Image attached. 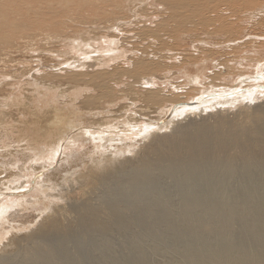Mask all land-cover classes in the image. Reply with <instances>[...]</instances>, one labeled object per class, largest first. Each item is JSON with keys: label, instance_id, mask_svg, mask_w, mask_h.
Returning <instances> with one entry per match:
<instances>
[{"label": "bare ground", "instance_id": "1", "mask_svg": "<svg viewBox=\"0 0 264 264\" xmlns=\"http://www.w3.org/2000/svg\"><path fill=\"white\" fill-rule=\"evenodd\" d=\"M93 8L1 47L0 264H264V0Z\"/></svg>", "mask_w": 264, "mask_h": 264}, {"label": "rangeland", "instance_id": "2", "mask_svg": "<svg viewBox=\"0 0 264 264\" xmlns=\"http://www.w3.org/2000/svg\"><path fill=\"white\" fill-rule=\"evenodd\" d=\"M52 1V0H49ZM103 0H101L102 2ZM2 3L1 8V18H0V38L1 36L5 37V40L0 39V50L3 46L9 51L12 50H20L21 52L28 51L29 49H37L33 52V56L35 59L41 58L42 60H46L47 62L51 61L53 58L47 51H53L57 43L55 42L53 45L51 41H45L41 35L44 34L46 36L50 35H65L70 37L71 33L77 34V30L79 29V25L75 24V22H84L82 20L83 17L81 15L87 14V10L90 14H92L93 7L99 4V0H56L53 2H48L47 0H0V5ZM121 5L123 12L126 14L127 9L124 7L127 5V2ZM3 7V11H2ZM92 11H91V10ZM160 9V7H159ZM90 10V11H89ZM88 13V14H89ZM89 14V15H90ZM88 16V15H87ZM11 24H15V27H12ZM51 25L48 31H44L46 25ZM65 28V29H63ZM92 27L90 26V30ZM63 36V37H65ZM60 37V36H59ZM29 38V39H25ZM29 40V41H27ZM28 42V46H27ZM69 42H66L67 44ZM56 54L53 56L55 57ZM57 60V59H55ZM60 60V59H59ZM58 62V61H56ZM37 63V62H33ZM34 66V65H33ZM2 72L5 73V79L0 82L2 86L5 88V84L8 82L14 83L18 78H21L20 75L13 78L11 74L13 72L18 71H11L9 69L3 70ZM7 77H11L9 81L6 79ZM16 86V85H15ZM19 88V93L22 92ZM19 93L15 94L17 99L22 98ZM236 110H232V113L236 114ZM231 116V115H230ZM197 118V117H196ZM242 118V116L237 117ZM196 120H199L197 118ZM212 122V119L209 120ZM5 123L4 126H8ZM13 131L12 126H9ZM2 130L0 125V131ZM14 132V131H13ZM2 137V133L0 132V138ZM18 135L16 133L12 134V138L16 139ZM51 172V171H49ZM38 178L40 174L37 175ZM33 180V179H32ZM25 188V190L29 189ZM32 191V190H31ZM40 190L33 191V193L28 192V197L32 198V196H38ZM73 200V201H72ZM68 201H70L68 203ZM81 202L79 195H74L73 198L68 199L66 203L68 204H79ZM61 204V203H60ZM41 207V206H39ZM38 206L34 208H39ZM1 231V228H0Z\"/></svg>", "mask_w": 264, "mask_h": 264}, {"label": "snow or ice", "instance_id": "3", "mask_svg": "<svg viewBox=\"0 0 264 264\" xmlns=\"http://www.w3.org/2000/svg\"><path fill=\"white\" fill-rule=\"evenodd\" d=\"M262 39H264V37H262ZM65 67H67V65H65ZM6 79H8L9 81L11 80V77H7ZM260 95L261 97H264V89L260 90ZM253 94L251 92L248 93V95L246 96V101H250V102H255L254 99H252ZM152 129H148L147 127L145 128V133L151 131ZM85 135H87L88 137H93V133L92 132H86ZM63 143V141H61V144ZM47 163L49 165L54 166L58 160L61 158V149L58 146H54L47 154ZM35 162V161H34ZM13 209H8V211H12ZM4 215V209L0 208V216ZM0 243H2V241H0Z\"/></svg>", "mask_w": 264, "mask_h": 264}]
</instances>
